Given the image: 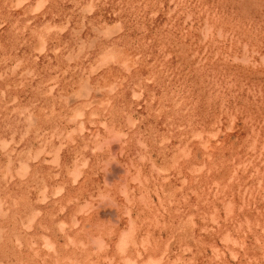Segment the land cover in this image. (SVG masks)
<instances>
[{
    "label": "rangeland",
    "instance_id": "rangeland-1",
    "mask_svg": "<svg viewBox=\"0 0 264 264\" xmlns=\"http://www.w3.org/2000/svg\"><path fill=\"white\" fill-rule=\"evenodd\" d=\"M0 264H264V0H0Z\"/></svg>",
    "mask_w": 264,
    "mask_h": 264
},
{
    "label": "clouds",
    "instance_id": "clouds-1",
    "mask_svg": "<svg viewBox=\"0 0 264 264\" xmlns=\"http://www.w3.org/2000/svg\"><path fill=\"white\" fill-rule=\"evenodd\" d=\"M131 239H132V228L130 226L129 231L122 233L121 235L122 246L126 247L131 242Z\"/></svg>",
    "mask_w": 264,
    "mask_h": 264
}]
</instances>
